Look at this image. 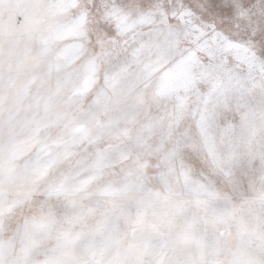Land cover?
Wrapping results in <instances>:
<instances>
[{"label": "snow or ice", "instance_id": "snow-or-ice-1", "mask_svg": "<svg viewBox=\"0 0 264 264\" xmlns=\"http://www.w3.org/2000/svg\"><path fill=\"white\" fill-rule=\"evenodd\" d=\"M0 264H264V0H0Z\"/></svg>", "mask_w": 264, "mask_h": 264}]
</instances>
